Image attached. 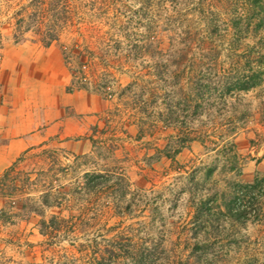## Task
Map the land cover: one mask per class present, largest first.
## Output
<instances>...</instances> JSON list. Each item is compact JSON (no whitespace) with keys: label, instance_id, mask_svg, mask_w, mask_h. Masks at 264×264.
I'll use <instances>...</instances> for the list:
<instances>
[{"label":"rangeland","instance_id":"obj_1","mask_svg":"<svg viewBox=\"0 0 264 264\" xmlns=\"http://www.w3.org/2000/svg\"><path fill=\"white\" fill-rule=\"evenodd\" d=\"M242 2L0 0V107L46 100L57 61L92 106L0 166V264H89L85 246L122 228L159 245L157 264H264V29L233 41ZM92 175L113 179L88 190Z\"/></svg>","mask_w":264,"mask_h":264},{"label":"trees","instance_id":"obj_2","mask_svg":"<svg viewBox=\"0 0 264 264\" xmlns=\"http://www.w3.org/2000/svg\"><path fill=\"white\" fill-rule=\"evenodd\" d=\"M242 1L243 2L240 9L242 14L236 13L235 16H233L234 20H231L230 26H228L233 32V41L241 44L244 43V45L247 46L249 44H245L246 40L256 39L257 42L255 45L260 46L262 45L260 41L261 39L257 38V35L264 29V0ZM250 14L253 16L250 17ZM208 35H210V33ZM57 40L58 36L53 31H51L44 34L41 37L40 42L44 47H49ZM242 75V83H238L239 85L237 84L239 91H249L250 89H253L257 86V77L244 73ZM197 77L198 78L196 79L195 85L196 97L197 100L201 102V100H204L205 96L209 95L208 89L206 86H204L207 76L202 70H198ZM84 79L86 80V78ZM199 106L200 105H198V107ZM167 122L165 123L167 124ZM182 149V144H176V146L172 148H169L168 146V150L166 147V157L174 158L181 152ZM112 179L113 177L101 175L86 176L85 187L88 190L102 189L109 182H111ZM121 182L124 183V180H120V183ZM119 197L121 200L124 199L123 195H119ZM42 205L45 207H57L59 204L54 200L49 201L46 199ZM200 206L199 212L203 213L202 215H205L204 217L206 218L209 208L205 202H201ZM31 211L38 215L42 214V210L40 208H33ZM226 211L232 216L230 207H227ZM115 214L117 217L126 215L123 211L115 212ZM63 223H65V220L58 217H52L48 222H41V224L45 226L46 229L53 231H57L59 229L61 230L63 228ZM110 230L114 231L113 228H110ZM158 247L159 245L157 243H154L153 241L146 238L137 237L136 235L131 234L130 231L125 230V228H122L120 231L118 230V232H116V234L111 238H102L100 239V242L92 241L88 243L85 246V256L89 260V264H157V261L159 260L157 258L159 255ZM191 254L193 255L192 252ZM202 260L198 257V261L202 262Z\"/></svg>","mask_w":264,"mask_h":264},{"label":"crops","instance_id":"obj_3","mask_svg":"<svg viewBox=\"0 0 264 264\" xmlns=\"http://www.w3.org/2000/svg\"><path fill=\"white\" fill-rule=\"evenodd\" d=\"M50 49H45V52ZM57 65V73L61 78L57 76L62 83L41 86L43 92H48L46 100L32 102L30 105L27 100L9 98L0 107V166L12 164L24 151L47 142L60 127L67 124L69 117L65 113L66 109H74L80 114L92 107L91 104L86 106L83 103L87 98L84 94L66 91L70 82L63 74L64 67L61 63L57 61ZM9 88L13 87H7ZM66 129L63 131L67 132Z\"/></svg>","mask_w":264,"mask_h":264}]
</instances>
